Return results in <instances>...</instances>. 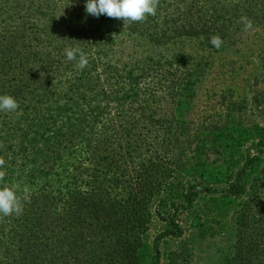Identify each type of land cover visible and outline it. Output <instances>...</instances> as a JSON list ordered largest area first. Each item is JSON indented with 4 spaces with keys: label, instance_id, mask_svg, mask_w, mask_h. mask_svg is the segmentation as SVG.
I'll return each mask as SVG.
<instances>
[{
    "label": "rangeland",
    "instance_id": "obj_1",
    "mask_svg": "<svg viewBox=\"0 0 264 264\" xmlns=\"http://www.w3.org/2000/svg\"><path fill=\"white\" fill-rule=\"evenodd\" d=\"M25 3L0 13V60L21 21L25 35L14 47H26L17 55L26 62L0 63V95L20 106L0 112L7 173L0 186H27L30 194L20 216L0 218V249L23 214L60 212L83 196L89 168L107 181L101 163L127 133L135 164L151 156L177 165L150 203L135 264H226L244 241L236 230L244 203L251 199L246 209L257 213L253 189L264 171V0H159L155 16L125 26L87 14L86 0ZM241 16L253 30L243 31ZM68 47L83 50L87 67L66 59ZM173 76L189 79L185 97ZM174 122L171 148L161 138ZM169 217L178 233L166 228Z\"/></svg>",
    "mask_w": 264,
    "mask_h": 264
},
{
    "label": "trees",
    "instance_id": "obj_2",
    "mask_svg": "<svg viewBox=\"0 0 264 264\" xmlns=\"http://www.w3.org/2000/svg\"><path fill=\"white\" fill-rule=\"evenodd\" d=\"M25 2L0 0V13L5 9L25 8L29 4ZM104 19L116 20L107 16ZM18 24L21 26L12 31L10 36L14 40L7 42L6 57L0 63L10 65L15 60L26 62V59L17 57L20 53L24 54L25 44L22 43L18 49L14 47L17 40L25 35V22ZM181 28L189 31L188 26L181 25ZM172 29L175 32L173 35H180V30L176 31V27ZM39 43L40 40H35V46ZM11 74L14 75L12 69ZM175 78L173 76L171 80L177 81ZM177 84V94L185 97L189 91V79L177 81ZM171 101L175 104V99ZM146 108V105L141 108L142 116ZM152 114L147 116L152 117ZM173 127L166 137L161 138L171 148L178 143L176 122ZM128 137L127 133L119 137L121 143L114 144V157L106 166L101 163L99 173H109L107 181L98 179L100 175L95 174L97 167L89 168L87 177L90 182L83 196L74 197L60 212L34 209L29 214H23L12 231L10 242L0 249V264H135L136 253L150 217V203L164 179L176 170L177 165L176 162L172 163L173 168L162 165L167 163H161L151 156L143 157L135 164L132 161L135 148L130 139L124 141ZM130 163L133 168L129 167ZM256 181L253 191H259L257 213L253 208L246 209V203L251 199L244 203L245 208L236 221L237 233H241L244 241L240 244L236 241L234 254L226 264H264V211H261L264 210V171ZM171 222L173 219L169 217L166 228H174V232L178 233L177 225L173 226Z\"/></svg>",
    "mask_w": 264,
    "mask_h": 264
},
{
    "label": "clouds",
    "instance_id": "obj_3",
    "mask_svg": "<svg viewBox=\"0 0 264 264\" xmlns=\"http://www.w3.org/2000/svg\"><path fill=\"white\" fill-rule=\"evenodd\" d=\"M159 0H86L85 11L94 17L105 15L109 18L121 19L126 24L143 23L149 16H155ZM240 23H243L244 32L253 30V22L246 16H241ZM209 43L219 49L223 43L221 37L213 35ZM65 56L68 61H77L78 67L83 70L88 65V59L82 49L78 47H68L65 49ZM19 104L10 95H0V112H17ZM3 147V144H0ZM5 159L0 157V182L6 177L4 170ZM20 192L22 195H18ZM29 188H21L19 184H3L0 186V218L10 216H20L23 213L24 203L29 202Z\"/></svg>",
    "mask_w": 264,
    "mask_h": 264
}]
</instances>
